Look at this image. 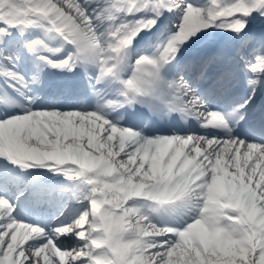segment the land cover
Masks as SVG:
<instances>
[{
    "label": "snow or ice",
    "instance_id": "1",
    "mask_svg": "<svg viewBox=\"0 0 264 264\" xmlns=\"http://www.w3.org/2000/svg\"><path fill=\"white\" fill-rule=\"evenodd\" d=\"M0 264H264V0H0Z\"/></svg>",
    "mask_w": 264,
    "mask_h": 264
}]
</instances>
